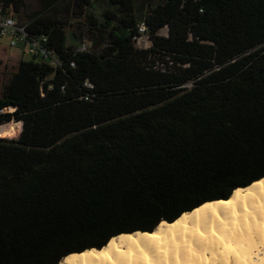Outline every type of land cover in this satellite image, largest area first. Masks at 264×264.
<instances>
[{"label": "trees", "instance_id": "16d2710c", "mask_svg": "<svg viewBox=\"0 0 264 264\" xmlns=\"http://www.w3.org/2000/svg\"><path fill=\"white\" fill-rule=\"evenodd\" d=\"M38 1L0 0L60 61L22 60L0 94V126L22 123L0 133V264H60L264 178V0Z\"/></svg>", "mask_w": 264, "mask_h": 264}, {"label": "bare ground", "instance_id": "6f19581e", "mask_svg": "<svg viewBox=\"0 0 264 264\" xmlns=\"http://www.w3.org/2000/svg\"><path fill=\"white\" fill-rule=\"evenodd\" d=\"M60 264H264V178L171 225L118 235Z\"/></svg>", "mask_w": 264, "mask_h": 264}, {"label": "rangeland", "instance_id": "374dc122", "mask_svg": "<svg viewBox=\"0 0 264 264\" xmlns=\"http://www.w3.org/2000/svg\"><path fill=\"white\" fill-rule=\"evenodd\" d=\"M148 1L156 2L158 0H135L136 7L139 11L146 8L148 5ZM43 6L38 0H26V6L24 9L25 14H34L36 12L42 11ZM85 23L84 18H75L73 21V26L68 31V44L74 47H79L80 43H87L89 48H93V45L90 42L88 35H85V29L82 30V25ZM72 32H76L79 37V40H74L72 38ZM162 35L167 34V30H162L160 32ZM150 44L145 45L142 48H148ZM26 52L23 54L22 52ZM33 58L32 53L29 49H26L23 45H18L17 47H11L10 41L8 38H3L0 40V94L3 87L9 82L12 75L17 71L19 66V60L24 59L26 61L31 60ZM9 111V110H7ZM5 111V112H7ZM14 131L11 132V138L15 139L18 138L21 130H22V123L17 124L16 121H13L9 124H5L0 126V133H3L2 136L7 135L13 128ZM11 128V129H10ZM7 138V137H6Z\"/></svg>", "mask_w": 264, "mask_h": 264}, {"label": "built area", "instance_id": "2783aa9c", "mask_svg": "<svg viewBox=\"0 0 264 264\" xmlns=\"http://www.w3.org/2000/svg\"><path fill=\"white\" fill-rule=\"evenodd\" d=\"M8 38L11 47L23 45L29 49L33 56L49 61L53 66H60V61L47 46V38H34L28 32V24L21 23L11 12H5L0 6V39ZM137 47L142 48L150 44L148 37V26L145 21L138 25V35L134 37ZM81 51H88L87 43H83ZM89 85V84H87ZM13 111V110H10Z\"/></svg>", "mask_w": 264, "mask_h": 264}, {"label": "crops", "instance_id": "0c3cea01", "mask_svg": "<svg viewBox=\"0 0 264 264\" xmlns=\"http://www.w3.org/2000/svg\"><path fill=\"white\" fill-rule=\"evenodd\" d=\"M1 40V39H0ZM23 54H26V52H22ZM22 60H24V59H20L18 62L20 63Z\"/></svg>", "mask_w": 264, "mask_h": 264}]
</instances>
